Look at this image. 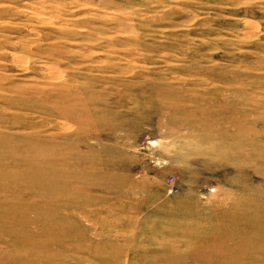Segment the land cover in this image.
<instances>
[{"label":"rangeland","instance_id":"374dc122","mask_svg":"<svg viewBox=\"0 0 264 264\" xmlns=\"http://www.w3.org/2000/svg\"><path fill=\"white\" fill-rule=\"evenodd\" d=\"M0 264H264V0H0Z\"/></svg>","mask_w":264,"mask_h":264}]
</instances>
